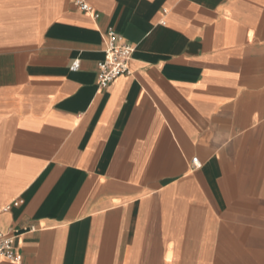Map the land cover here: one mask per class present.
Here are the masks:
<instances>
[{"label":"crops","instance_id":"0c3cea01","mask_svg":"<svg viewBox=\"0 0 264 264\" xmlns=\"http://www.w3.org/2000/svg\"><path fill=\"white\" fill-rule=\"evenodd\" d=\"M85 1L0 0V264H264V0Z\"/></svg>","mask_w":264,"mask_h":264},{"label":"built area","instance_id":"2783aa9c","mask_svg":"<svg viewBox=\"0 0 264 264\" xmlns=\"http://www.w3.org/2000/svg\"><path fill=\"white\" fill-rule=\"evenodd\" d=\"M74 4L84 14L96 19L99 13L85 0H74ZM103 59L98 62L96 85L99 89L109 86L117 77L129 74V62L134 51V47L127 43L122 36L116 33L112 28L103 32ZM78 68V62H74L72 69ZM191 163L194 167H199L197 158H192ZM7 206L5 209H8ZM7 260L17 262L18 255L14 250L13 232L9 229L0 231V261Z\"/></svg>","mask_w":264,"mask_h":264}]
</instances>
